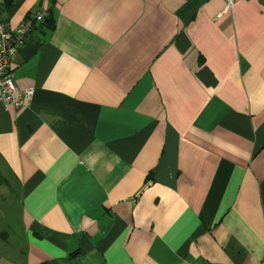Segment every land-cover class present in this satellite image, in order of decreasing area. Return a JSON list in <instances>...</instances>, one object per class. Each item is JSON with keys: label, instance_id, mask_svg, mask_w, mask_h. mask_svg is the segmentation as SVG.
I'll return each instance as SVG.
<instances>
[{"label": "crops", "instance_id": "crops-1", "mask_svg": "<svg viewBox=\"0 0 264 264\" xmlns=\"http://www.w3.org/2000/svg\"><path fill=\"white\" fill-rule=\"evenodd\" d=\"M223 5L2 0L53 29L11 60L29 103H0V264H264V5Z\"/></svg>", "mask_w": 264, "mask_h": 264}, {"label": "built area", "instance_id": "built-area-1", "mask_svg": "<svg viewBox=\"0 0 264 264\" xmlns=\"http://www.w3.org/2000/svg\"><path fill=\"white\" fill-rule=\"evenodd\" d=\"M236 0H223V8L229 9ZM264 2V0H261ZM2 0H0L1 10ZM42 19L40 12L30 13L17 26L8 27L0 14V103L5 109H19L29 103L32 88L20 90L12 76L11 60L18 47L29 35L34 24Z\"/></svg>", "mask_w": 264, "mask_h": 264}, {"label": "rangeland", "instance_id": "rangeland-1", "mask_svg": "<svg viewBox=\"0 0 264 264\" xmlns=\"http://www.w3.org/2000/svg\"><path fill=\"white\" fill-rule=\"evenodd\" d=\"M18 197L11 177L0 162V216L11 218L16 216Z\"/></svg>", "mask_w": 264, "mask_h": 264}, {"label": "trees", "instance_id": "trees-1", "mask_svg": "<svg viewBox=\"0 0 264 264\" xmlns=\"http://www.w3.org/2000/svg\"><path fill=\"white\" fill-rule=\"evenodd\" d=\"M48 2H52V0H47ZM50 6V5H49ZM51 7H48L46 10V13L44 16H42V19L39 21L41 23V25L47 29V30H52L53 29V17L51 14Z\"/></svg>", "mask_w": 264, "mask_h": 264}, {"label": "water", "instance_id": "water-1", "mask_svg": "<svg viewBox=\"0 0 264 264\" xmlns=\"http://www.w3.org/2000/svg\"><path fill=\"white\" fill-rule=\"evenodd\" d=\"M262 4L264 5V2H262Z\"/></svg>", "mask_w": 264, "mask_h": 264}]
</instances>
